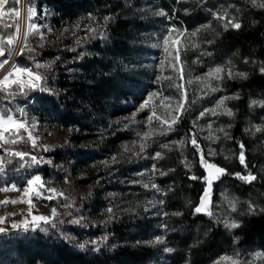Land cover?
I'll return each mask as SVG.
<instances>
[{"label": "rangeland", "instance_id": "rangeland-1", "mask_svg": "<svg viewBox=\"0 0 264 264\" xmlns=\"http://www.w3.org/2000/svg\"><path fill=\"white\" fill-rule=\"evenodd\" d=\"M99 1L101 6L97 10L61 19L46 8L32 7L29 0H20L19 32L12 44L7 39L0 44L5 49L0 63L7 61L0 67V81L14 68H21L16 57L21 55L22 47L25 51L29 45L42 55L36 67L52 66L57 82L42 79L39 87H25L24 90L39 93L34 104L16 106L9 114L0 111V115H12L15 121L26 124V129L7 125L0 149L22 161L19 170L30 172L29 178L24 174L12 176L0 154V220L3 221L0 228L4 229L0 236L18 230H37L41 224L48 223L55 227L52 238L49 236L51 240L58 244L62 240L70 241L79 247L84 244L89 258L96 260L94 264H217L218 261L264 264V243L254 240L242 244L239 233L249 217L263 212L264 190L241 194V185L232 187L230 182L222 180L225 174L207 169L201 164V153L193 147L187 132L188 122L209 163L219 161L225 168L234 167L240 151L233 145V130L240 121L251 153L264 155V91L243 93L240 89L253 59L222 42L224 33L235 30L231 25L225 29L227 21L231 19L232 23L241 25L244 13L264 9L258 6L264 0H255V5L252 0ZM29 9L34 12L31 18ZM160 12L165 15H159ZM171 12L181 13L187 23H178ZM114 16L130 26L127 31L116 29L111 21ZM220 16L225 18L218 19ZM110 24L116 32L114 45L76 48L83 37L94 34L96 25L111 27ZM172 28L182 30L183 34H172L166 52L162 38ZM193 32L195 36L190 35ZM104 33L101 30L98 37L92 38L93 42L102 40ZM68 48L66 55L60 54ZM177 50L179 59L174 65ZM85 59L96 61L88 64ZM253 61L260 71L264 68L263 62ZM216 68L223 69L219 78L217 74L209 77V71ZM17 77L21 82L29 80L26 74L13 73L7 87L0 85V88L9 94L17 92L20 86L13 82ZM99 81L104 85L96 100L91 93L79 95L70 90L74 88L73 82L89 87L98 85ZM32 84H36L34 79ZM177 85L181 87L178 89ZM57 90L67 93L65 112L42 94L52 95ZM248 96V110L242 112L241 103ZM221 100L223 104L217 108ZM178 103L183 108L177 110ZM210 109H215V114ZM173 117H178L175 123ZM169 125L172 130L164 132ZM145 133L150 135L143 139ZM12 140L16 142L5 143ZM32 140L35 148L44 151L36 162L18 148L24 143L33 147ZM67 144L71 146L72 156L66 161L53 162L50 155L61 153ZM141 144L145 145L143 151ZM18 153L25 155L21 158ZM156 153H160L158 158H154ZM175 167L205 183L208 208L198 214L212 217L225 233L217 243L218 253L214 257L201 260L193 256L211 231L212 222L196 227L181 223L176 230L173 218L167 214V199L177 185L171 180ZM210 171L209 187L203 178ZM261 172L264 178V171ZM36 176L41 181L29 188L27 181ZM216 184L219 186L214 199ZM37 192L43 195L37 196ZM184 204L189 207L191 203ZM208 211L212 214L208 215ZM33 216H47L49 222L33 221ZM226 223H235L237 227H226ZM228 241L232 242L229 246ZM101 246L103 250H99ZM114 248L132 249L134 258L121 256ZM143 249L148 254L141 258L139 252ZM225 257L230 259H222ZM0 264L12 263L6 260Z\"/></svg>", "mask_w": 264, "mask_h": 264}, {"label": "trees", "instance_id": "trees-1", "mask_svg": "<svg viewBox=\"0 0 264 264\" xmlns=\"http://www.w3.org/2000/svg\"><path fill=\"white\" fill-rule=\"evenodd\" d=\"M32 7H36L41 10L46 8L50 12H54L58 18L67 19L77 15L79 12L91 11L98 9L101 6V1L99 0H29ZM168 3H175V0H166ZM10 9H19V4L15 3V0H9V3L5 5L4 11L9 14ZM171 15L174 16L175 20L178 19V23L182 24L187 23L185 16L181 13L171 12ZM189 18V17H188ZM112 22L116 25V29L120 32H125L128 30V24L122 21H119L118 16H114L111 19ZM19 19L15 15L11 17L4 16L0 20V38L1 41L8 39L9 37H15V25H18ZM110 23V22H109ZM13 25L9 27L8 25ZM111 25V24H110ZM114 28V27H113ZM101 30H104V37L102 40H98L96 43L93 42V37H98V34L101 33ZM93 35L89 37H83L80 42L77 44L76 48L78 50L84 48H90L93 46L101 45H114L116 32L112 30L111 27L107 26H98L93 32ZM222 42H226L231 48L235 47L241 54L250 56L253 60L258 63H264V9L263 10H251L243 14V20L241 22L240 28L232 31H228L223 34ZM31 49V51H29ZM66 51H61L60 54L66 55ZM10 52V51H9ZM42 58V55L35 52L32 46L26 48L23 54L16 57L18 65L23 69L31 70L34 73L39 74L43 77L44 81L49 83L57 84L54 78V69L52 66H47L44 68L36 67V62L38 59ZM253 60H251L252 65L249 67V75L247 79L241 82L240 89L243 93L252 92L254 90L264 91V71H260L257 66H253ZM88 64L94 63V59H85ZM97 83V82H96ZM99 84L91 85L87 87L83 84H78V82L71 83L74 86L73 89H70L71 92L74 90L77 94L87 93L88 95L92 94L94 100L97 99L102 93L101 85H104V82ZM71 86V87H72ZM91 93V94H90ZM45 98L55 102L61 112L68 107V103L65 98H67V93L65 94L62 90H57L56 93L48 95L42 93ZM39 93L33 89L23 90V94L18 90L13 94H9L7 91L0 90V111L5 114H9L14 107H29L32 103H35V98ZM249 96L244 99L241 103V110L245 112L248 110ZM187 132L191 138L194 134L189 128V123L187 122ZM234 142L233 145L238 147V150L241 152L240 145L242 144L243 152L245 156V163L242 164L238 159L234 167H226L219 163V161H213V164L219 165L225 168L226 173L222 178L223 181H228L231 183L232 187L235 185H241L242 189H239L241 194L252 191L254 189L264 190V178L262 176L261 170L264 171V155L262 152L260 154H252L249 147L248 140L245 138L242 132V124L238 121L235 129L233 130ZM18 148L24 152L28 157L35 156L36 158L42 156L44 151L42 149H37L32 147L28 143L19 145ZM0 154L3 155L6 166L8 168V173L12 176H21L30 177V172L19 170L22 165V161L16 159L12 156H9L6 150L0 149ZM52 156L53 162L58 160H68L72 156L71 146L69 144L65 145L61 153H58ZM58 156V157H57ZM32 159V158H31ZM29 159V160H31ZM246 165V167H245ZM45 167L43 170H46ZM40 172V170L38 171ZM251 174L255 176L256 179L251 182H245L242 179H239L237 176H248ZM199 176L202 177L203 173H199ZM171 180L177 184L173 189L172 194L168 197V216L173 218V225L176 230L180 229L181 223L192 224L193 226H199L201 223L211 222V231L206 235L207 238L203 240V244L195 250L193 256H198L199 259L206 258L208 256L213 257L218 253L217 243L222 241V238L225 236L223 228L214 221L212 217H207L202 214L195 212V207L199 206L201 197L205 192V183L201 179H192L190 175L185 173L181 167H175L173 177ZM219 184H216L214 187V196L215 199L216 191ZM236 188V187H235ZM185 201H189L191 204L189 207H184ZM262 213L256 212L251 217H249L242 225L240 234L242 237V244H248L254 242V240H259L264 243V199L261 201ZM180 214L181 218H177V215ZM171 218V219H172ZM55 231V227L51 224H41L39 229L33 230H18L5 233L0 236V262L3 263L6 260H9L10 263H20V264H94L96 261L93 257L89 258L87 255V247L83 248L75 246L70 241L62 240V244L56 243L49 238H52L51 234ZM228 246L232 244L231 241L226 243ZM225 245V243H224ZM104 247H100L99 250H103ZM119 255H126L129 258H134L135 251L132 249L123 248L120 251H117ZM140 257L143 258L148 254V251L141 250ZM3 258V260H2Z\"/></svg>", "mask_w": 264, "mask_h": 264}, {"label": "snow or ice", "instance_id": "snow-or-ice-1", "mask_svg": "<svg viewBox=\"0 0 264 264\" xmlns=\"http://www.w3.org/2000/svg\"><path fill=\"white\" fill-rule=\"evenodd\" d=\"M253 4L255 5V0H252ZM9 3V0H0V19L3 18L4 15H7V13L4 12V8H5V5H7ZM15 3L18 5L20 3V0H15ZM260 7H264V4H261V5H258ZM9 12H11L13 15H15L16 17H19L20 13H19V10L18 9H10ZM159 15H165L164 12H160L158 13ZM32 15H34V12L29 9V12H28V16L29 18L32 17ZM226 15V14H225ZM218 19H224L225 17L224 16H220V17H217ZM228 25H231L233 28L235 29H239L240 28V24L239 23H232V20L229 19L227 21V24H225V29H227ZM9 27H12L13 25H8ZM34 28V26H32ZM15 31L16 32H19V25H15ZM179 34V35H182L183 32L182 30L180 29H176V28H172L169 30V32L162 38L163 39V44L165 46V51L167 52L168 51V48H167V45L169 44V40H170V37L172 36V34ZM191 36H195L196 33L193 32L190 34ZM15 37H9L7 39V43L8 44H12L13 42V39ZM3 41H0V44H2ZM26 47V45H25ZM29 51H31V49H29ZM24 52V48L22 47L20 49V54H23ZM178 52L179 50H177V55L174 57V65H175V61H177L179 59V55H178ZM5 55V49L0 46V57L4 56ZM3 63H7V61H4ZM3 63H0V67H3ZM37 67H42V65H37ZM223 71V69H220V68H216V69H213V70H210L209 73L207 74L209 77L213 76L214 74H217V78L218 77V74ZM261 71H264V68L261 69ZM13 73H17V74H26L28 77H29V80L27 82H21L19 80V77H17V80L16 81H13L15 83H18L19 86H20V91H21V94H23V90L25 87H39V82L43 79L39 74H34L31 70H28V69H21V68H14L13 69V72H10L7 76H5L3 78L2 81H0V85L4 86V87H7V83L9 81V77L13 75ZM232 73L229 72V76H231ZM240 75H243V74H240ZM35 80L36 81V84H32V80ZM198 79H202V78H198ZM189 83H191V81H189ZM178 89L181 87L179 85H177ZM0 90H3V88H0ZM212 91H215V89H211ZM223 104V101L221 100L219 102V104H217V108H219L221 105ZM177 107V110H179L180 108H183V104L182 103H178L176 105ZM212 114H215V109H210L209 110ZM228 115H231V112L228 111L227 112ZM201 115H204V113H201ZM178 117H173L172 119V123H175L177 121ZM149 121H151V117H149ZM7 125H14L16 129H26V124L24 122H19V121H15L12 117V115H7L6 117L3 116V115H0V139H3V131L6 130V126ZM35 123H33L32 127L35 128ZM172 130V127L171 125L168 126L167 129H164L163 131L166 132V131H171ZM257 131H259L260 129L257 128L256 129ZM163 134V132H162ZM150 135V133H145L144 136L142 137L143 139H146L148 136ZM211 138V137H209ZM29 139L31 140L32 139V136H31V133H29ZM16 141L15 140H12V141H5V143H15ZM33 142V147H35V140H32ZM179 143L183 144L184 142L183 141H180ZM191 143L193 145V147L197 150V152H200L201 153V157H200V162L202 165L206 166L207 169L209 170H212L214 169L215 170V173L217 174H227L225 172V169L223 168H220L218 166H216L215 164H211L209 163L207 160L204 159V156H203V151L202 149L200 148V145L197 143V140L195 139V137L193 136L192 140H191ZM165 147H168L167 145H165ZM241 147V152L239 153V160L242 164L245 163V156H244V152H243V145L241 144L240 145ZM145 148V145L144 144H141L140 145V150L143 151ZM211 154V152L209 153ZM17 155H19L21 158H23V156L25 154L23 153H18ZM160 156V153H156L155 154V157L154 158H158ZM113 159H115V157H113ZM32 160L34 162H36V157L33 156L32 157ZM246 167V165H245ZM211 171L209 172V176L207 177H204L203 179L207 181V184L208 186L210 187L211 186V183H212V180H211ZM192 179H197V177H191ZM240 179H244V180H247V181H251V180H255L256 177L255 176H252L251 174H249L248 176H240L239 177ZM41 181V178L39 176H36L34 179H30L29 181H27V184L29 186V188H31L34 184L36 183H39ZM147 186V185H146ZM15 187V186H13ZM152 187H156L155 185H152ZM25 191H28V189H25ZM50 192H55L56 190L55 189H50L49 190ZM37 196H42L43 194L40 193V192H37L36 193ZM61 195H63L61 193ZM49 199H51V197H48ZM208 192L207 190H205L203 196L201 197V200H200V204L199 206L195 207V212L196 213H201L202 211H207V208H208ZM109 211H111V209H109ZM52 213L55 214L56 213V209L53 208L52 209ZM208 215H211L212 213L210 211L207 212ZM33 221H43L45 223L49 222V217L47 216H33ZM3 221L0 220V223H2ZM77 223L79 221H76ZM226 227H231V228H235L237 227V225L235 223H232V224H225ZM4 231V229L0 228V232ZM157 242H160V241H157ZM85 245L84 244H81L80 247L83 248ZM169 251H171L169 249ZM222 259H230L228 257H225V258H222ZM217 264H220V262L218 261Z\"/></svg>", "mask_w": 264, "mask_h": 264}, {"label": "built area", "instance_id": "built-area-1", "mask_svg": "<svg viewBox=\"0 0 264 264\" xmlns=\"http://www.w3.org/2000/svg\"><path fill=\"white\" fill-rule=\"evenodd\" d=\"M152 110H157V109H156V108H153ZM152 110H151V111H152Z\"/></svg>", "mask_w": 264, "mask_h": 264}, {"label": "bare ground", "instance_id": "bare-ground-1", "mask_svg": "<svg viewBox=\"0 0 264 264\" xmlns=\"http://www.w3.org/2000/svg\"><path fill=\"white\" fill-rule=\"evenodd\" d=\"M155 112H156V110H155Z\"/></svg>", "mask_w": 264, "mask_h": 264}]
</instances>
